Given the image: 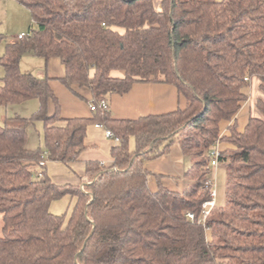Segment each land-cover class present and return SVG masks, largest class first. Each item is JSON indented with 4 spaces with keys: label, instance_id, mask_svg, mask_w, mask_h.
<instances>
[{
    "label": "trees",
    "instance_id": "obj_1",
    "mask_svg": "<svg viewBox=\"0 0 264 264\" xmlns=\"http://www.w3.org/2000/svg\"><path fill=\"white\" fill-rule=\"evenodd\" d=\"M16 1L33 25L0 58V106L37 100L39 108L0 125V264H264V0ZM26 54L60 59L61 83L90 90L93 116L61 118L50 79L21 70ZM255 79L259 116L241 132L237 114ZM137 83L174 86L189 105L138 119H115L99 107ZM38 122L45 152L28 147ZM223 122L232 123L224 137ZM92 125L111 132L112 163L86 162L84 191L55 184L47 163L78 161ZM218 143L232 147L218 156L226 206L204 219ZM174 145L189 164L181 191L145 167ZM66 195L77 198L67 225L50 210Z\"/></svg>",
    "mask_w": 264,
    "mask_h": 264
},
{
    "label": "crops",
    "instance_id": "obj_2",
    "mask_svg": "<svg viewBox=\"0 0 264 264\" xmlns=\"http://www.w3.org/2000/svg\"><path fill=\"white\" fill-rule=\"evenodd\" d=\"M12 1L13 0H8V3H12ZM27 23L28 21L26 20L21 23L20 30H18V35L15 36L16 39H18L20 34L25 33L27 30ZM25 56H23L22 59H24ZM64 76L65 67L58 58H53L48 61L46 60L45 69L42 70V72H40L38 75L39 78L48 77L50 79L51 88L60 101L61 118H91L93 116V109L91 108L90 90L80 86H74L73 91L69 90L61 83V79ZM246 94L248 99L242 104V108L237 114L238 130L241 132L244 131L251 116H259L256 110L257 99L261 96L259 91V82L255 83V85L252 84L251 87L247 89ZM108 103L115 119H138L148 115H161L173 112L179 108L185 109L189 105L187 99L180 95L174 86L168 84L152 83H137L132 87L129 93L123 96L114 95L111 97ZM38 108L39 102L37 100L11 105L7 107V117L14 115L30 117L38 110ZM50 112H54L53 105L50 106ZM231 124L232 123L228 122L221 123V136L224 137L229 135L228 129ZM32 127L29 129V133ZM95 128L101 129L102 127L95 126ZM38 136V143L34 138L32 139L30 136H28V147L30 149L36 150L41 148V136L40 134ZM86 144L89 146V148L91 147L87 143V138ZM114 145L115 143L110 146V150ZM231 148L232 147L228 144L218 143L216 149L219 152H224ZM80 159L84 163L91 160H98L107 165L112 163L111 156L110 158L106 155L104 156L97 150H86L80 156ZM188 166L189 164L185 161L178 145H174L168 155H165L157 160L148 161L145 164L146 169L151 173L162 175L164 177L162 179L163 185L173 191L182 190V178ZM213 174L214 177L217 178V176L220 174V171L215 169ZM149 187L152 191H156L158 189L157 181L154 177L150 178Z\"/></svg>",
    "mask_w": 264,
    "mask_h": 264
},
{
    "label": "rangeland",
    "instance_id": "obj_3",
    "mask_svg": "<svg viewBox=\"0 0 264 264\" xmlns=\"http://www.w3.org/2000/svg\"><path fill=\"white\" fill-rule=\"evenodd\" d=\"M13 3V4H12ZM8 3V0H0V34L5 36V41L0 42V58L5 53L6 44L18 40L15 36L18 35L21 23L28 21L27 30L25 33L30 32V27L33 25L31 13L25 6L18 3L16 0ZM25 56V55H24ZM46 60L41 57H37L33 54H26L21 61V70L23 72H29L38 77L39 73L45 69ZM4 76V69L0 65V79ZM112 76L123 77L124 72L115 70L112 72ZM259 82L257 79L252 84ZM7 117V107L0 106V125L3 126ZM44 124L38 122L30 130L29 136L36 140L38 143L39 134L41 136V149L45 152L44 144ZM87 143L91 146L89 151H98L102 155H106L110 158V146L115 141L107 136V130L105 128L96 129L95 125L91 126L87 134ZM130 149H135V139L130 140ZM84 162L80 160L64 164L61 162H48L44 169L51 180L58 185L65 184H78L84 191L85 185L89 184L87 181H83L81 178L85 174ZM218 169L220 174L217 178L214 177V171ZM213 173L211 175L213 181V190L216 193L215 206L221 208L226 206V191H227V171L226 166L218 163L217 167H212ZM40 171V170H39ZM77 203V198L66 195L62 198L54 201L51 204L50 210L55 215H62L65 218V225L68 224L74 208ZM3 235V217L0 215V237ZM207 237L210 239V232H207Z\"/></svg>",
    "mask_w": 264,
    "mask_h": 264
},
{
    "label": "built area",
    "instance_id": "obj_4",
    "mask_svg": "<svg viewBox=\"0 0 264 264\" xmlns=\"http://www.w3.org/2000/svg\"><path fill=\"white\" fill-rule=\"evenodd\" d=\"M30 33V32H29ZM29 33H23V34H20L18 36V40H21L25 37H27L29 35ZM99 107L100 108H103V109H109V103L106 101V100H102L99 104ZM91 108L94 110V105L91 103ZM97 127H102V126H99V125H96ZM107 136L110 138L111 137V132L110 131H107ZM218 156H219V151H215L213 152L212 154V157H213V160L211 162V167H217L218 166ZM44 164V163H43ZM41 175V174H39ZM215 198H216V193L215 191L213 190V185H212V190H211V200L207 203L204 204V211H203V215H204V219H206V217L210 214V211L212 208L215 207ZM188 217L190 219H194V215L193 214H189Z\"/></svg>",
    "mask_w": 264,
    "mask_h": 264
}]
</instances>
